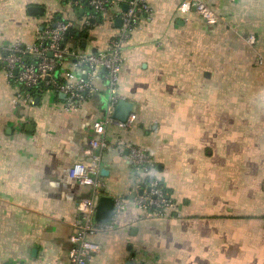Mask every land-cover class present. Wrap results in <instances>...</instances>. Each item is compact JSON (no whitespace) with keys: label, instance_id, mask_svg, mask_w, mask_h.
Instances as JSON below:
<instances>
[{"label":"crops","instance_id":"1","mask_svg":"<svg viewBox=\"0 0 264 264\" xmlns=\"http://www.w3.org/2000/svg\"><path fill=\"white\" fill-rule=\"evenodd\" d=\"M183 1L148 0L149 17L137 19L117 84L136 124L107 134L148 152L174 208L140 213L127 152L103 153L100 197L125 207L112 229L90 237L100 250L88 264H264V0H199L220 18L213 26L194 11L180 14ZM125 5H110L66 47L106 51ZM88 14L87 0H0V264H68L76 206L91 193L69 171L108 102L103 79L75 112L51 90L16 107L20 88L3 59L54 20L84 30Z\"/></svg>","mask_w":264,"mask_h":264},{"label":"built area","instance_id":"2","mask_svg":"<svg viewBox=\"0 0 264 264\" xmlns=\"http://www.w3.org/2000/svg\"><path fill=\"white\" fill-rule=\"evenodd\" d=\"M117 7L126 4L128 9L121 13V28L109 41L104 52H87L81 49H70L63 45L69 32L74 29L71 23L57 22L37 34L34 43L23 46L16 43L9 48L4 57L5 74L8 81L20 88L12 100L16 107L33 106V91L51 90L55 95L64 98L61 107L64 111H78L90 98L99 92L96 84L103 79L107 82L108 102L103 118L93 124L95 138L83 151L82 160L72 165L70 179L91 190L89 197L82 199L76 206L78 219L72 224L75 232L70 237L71 249L68 264H88L90 255L97 253L100 246L90 237L112 229L114 219L122 213L125 201H114V217L109 224L95 222V211L100 199L99 186L101 178L102 155L107 151L118 154L127 152L126 159L136 177L133 186V206L146 216H165L174 208V200L165 185L154 176L155 165L148 152L138 146L125 142L117 137L110 142L107 134L111 127L118 131H128L136 124V115L131 113L125 122L113 119L116 104L124 100L118 93V77L125 61L124 50L132 30L141 16L149 17L148 0H87L89 14L82 27H89L92 21L106 13L110 5ZM194 11L208 25H216L220 18L204 2L184 0L178 7L182 15ZM67 42V41H66ZM250 45L255 38H247ZM71 63L69 69H62ZM61 70L60 80L55 79Z\"/></svg>","mask_w":264,"mask_h":264},{"label":"water","instance_id":"3","mask_svg":"<svg viewBox=\"0 0 264 264\" xmlns=\"http://www.w3.org/2000/svg\"><path fill=\"white\" fill-rule=\"evenodd\" d=\"M77 1V0H74ZM81 3H84L85 0H79ZM128 9V6L125 5L123 7V12H126ZM28 12L33 15H40L42 16L44 11L40 7H30ZM93 22V21H92ZM122 21L121 19H117L114 22V25L117 29L121 28ZM67 39L64 40L63 45L66 43ZM84 48V45H83ZM60 97L63 99L64 97L60 95ZM39 101L38 98L35 99V104H37ZM132 104L121 100L116 104V107L113 112V119L118 122H125L129 115L132 113ZM104 171H101L100 174H104ZM134 197V195H133ZM114 217V200L109 197H100L98 201V205L96 207L95 211V222L99 224H109ZM126 264H132V262H127Z\"/></svg>","mask_w":264,"mask_h":264},{"label":"trees","instance_id":"4","mask_svg":"<svg viewBox=\"0 0 264 264\" xmlns=\"http://www.w3.org/2000/svg\"><path fill=\"white\" fill-rule=\"evenodd\" d=\"M55 21H57V20H54V23H55ZM89 28L90 27H85L84 30H82V31H79L78 29H72L68 34V39H74L76 41H80L82 33L86 32ZM44 90L45 89H42L41 91H33L32 94L34 95V97H39V96H41V94Z\"/></svg>","mask_w":264,"mask_h":264}]
</instances>
